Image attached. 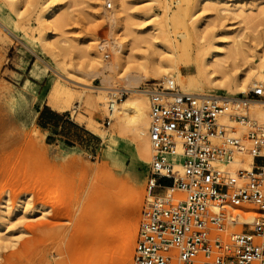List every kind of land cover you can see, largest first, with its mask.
Here are the masks:
<instances>
[{"label":"rangeland","instance_id":"rangeland-1","mask_svg":"<svg viewBox=\"0 0 264 264\" xmlns=\"http://www.w3.org/2000/svg\"><path fill=\"white\" fill-rule=\"evenodd\" d=\"M7 1L19 5L22 17H13L10 30L0 24V264H134L138 229L149 199L152 151L149 164L138 161L130 123L132 132L126 128L118 145L99 137L93 151L47 145L36 126L37 113L43 107L52 109L50 95L58 81L78 94L64 114L77 123L82 118L85 127L93 120L103 134L111 133L115 122L108 107L131 95L126 87L145 91L164 82L138 76L120 83V75L137 71L153 58L174 55H187L194 65L202 48L210 51L213 44H221L226 57V48L232 51L238 43L244 53L236 57L238 68L231 72L247 74L264 57V0H219L201 8L192 0H121L122 14L116 12L120 0ZM51 7H56L61 24L53 33L57 58L44 41L43 19ZM182 75L189 79L198 74L193 69ZM175 84L183 93L194 91ZM88 85H109L108 91L116 92L107 96L105 110L86 102L85 95H102ZM252 91L246 88L236 97L243 99ZM81 92L85 95L79 96ZM252 101H264V95ZM236 112L229 115L228 125L244 136L246 126L233 123L240 113ZM244 158L239 154L236 160ZM140 187L145 189L141 196ZM52 197L59 206L49 212ZM112 210L119 213L109 219ZM132 210L134 223L129 226ZM134 229L137 234L128 245L131 257L126 259L122 243Z\"/></svg>","mask_w":264,"mask_h":264},{"label":"built area","instance_id":"built-area-1","mask_svg":"<svg viewBox=\"0 0 264 264\" xmlns=\"http://www.w3.org/2000/svg\"><path fill=\"white\" fill-rule=\"evenodd\" d=\"M142 92L152 161L134 264H264V126L236 114L233 122L247 128L238 135L221 122L224 103L183 93L172 81ZM263 95L257 86L239 99L246 104ZM245 151L253 158L250 171L219 168Z\"/></svg>","mask_w":264,"mask_h":264},{"label":"bare ground","instance_id":"bare-ground-1","mask_svg":"<svg viewBox=\"0 0 264 264\" xmlns=\"http://www.w3.org/2000/svg\"><path fill=\"white\" fill-rule=\"evenodd\" d=\"M192 1L197 8L220 3L219 0ZM124 10L125 8L123 2L121 0L118 1L116 12L118 14H122ZM56 15V7H51L45 13V19H43V22H45V46L48 47L50 51H53L52 56L54 58L59 57V53L56 52L55 43L53 44V33L55 31V28L57 29L61 25L56 20ZM5 16H7V19L4 18ZM14 16L16 18L22 17L19 5L13 1L0 0V24H2V26H4V28H6L7 30H10L12 22L14 21ZM232 32L233 31H224L225 34H230ZM103 36L106 37L105 32H103ZM200 39L202 40L204 39V37L201 35ZM237 44L238 43H236L235 45L233 44L234 46L232 51L231 48L227 49L228 47L226 46V50H228L226 52H230L229 55L231 54V56L228 58V53H226V57L225 53H222L223 49H221V44H213L210 51H205L204 47L202 48L199 53V61L194 63V65L191 64V59L187 55H174L169 59L153 58L149 63L138 66L137 71L134 70L135 72H132V69L131 72L129 71L124 75H120L117 80L120 83L123 81L129 82L131 81L132 77L142 76L146 78V81L148 79L149 81H160L162 79L165 84H168L172 81L168 79V77H170L171 79H173V83H175L176 81L178 85L184 87L185 89L194 88V91L188 90L187 94H191L201 98L213 99L218 102L224 103L226 113L225 116L221 119V122L223 124L228 125L230 123L229 115L232 113V111H237L238 113L240 112L242 115L244 114V116L250 118V121L253 120L257 122L260 127H262L264 126V101H253L246 102V104H241L242 102L238 97H236V95L238 94V92H245L246 88H257V86H255L256 82L261 84V86L259 87H263L262 89L264 90V57H261L259 63L256 66L251 67L248 70L247 74L242 75L241 73L240 75H237L234 72H231V70L232 68H238V63L235 62L236 57L240 56V52L244 53L241 48L239 49V46H237ZM245 59L246 56H244V61ZM193 69L196 70L198 75L189 79H185V77H183L182 75V71L184 70L186 72H191ZM107 84H109V79ZM88 87L90 88L89 90H100L99 92L102 95H98L96 98H91L88 95H85V92H81V95L79 94V96L85 95L87 97L86 102L90 103V105H92L96 109L101 108V110H103L104 108L105 110L107 96L116 94V92L112 93L108 91L111 89L109 85L101 88H96L89 85ZM136 88V86L132 88L126 87L125 90L129 91L131 95L128 96L126 100L121 101V103H114L112 101L114 103L113 111L109 112V116L113 118V122H115V127L113 126L115 129L113 128V132H107L103 134L100 129L101 127H99L93 120L87 122L86 128L95 136L99 137L105 142L108 141L112 145H118L119 137L123 138L125 132L127 131L126 128L128 130L131 129L130 125L132 124L133 132H135V134L132 133V139H134L135 135L136 140L134 139L133 142L137 141L136 150L138 153V161L140 163L149 164L152 151L147 134L149 126V101H147V99L143 97L147 95H144L145 93L143 94L142 91L136 90ZM221 92L226 93L224 95H221ZM76 95L78 94H76L71 88L57 81L56 84H54L53 90L50 95V104L52 106V109L60 113H64L70 110L73 106V100L75 99ZM111 100L112 99H110V101ZM83 121L84 120H82V118H78V122L80 124H82ZM129 139L131 138L129 137ZM242 154H244L245 156L243 160H235L231 165H229L231 169L233 168V171L229 168L232 173H235L236 169H243L246 171H250L252 169V156H250L246 152H243ZM239 166H242V168H237ZM219 168L226 169L227 167L219 165ZM144 192L145 189L143 187H140L137 194L141 196ZM128 195H130V193H128ZM128 195L127 197L129 198L130 196ZM57 206H59V204L57 203V199L55 197H52L48 202L46 210L49 212H54L57 210ZM118 213V211L112 210V213L109 214L108 218H114L115 216H118ZM129 218L130 219L128 224L130 226V224L134 223L133 210ZM238 220L242 223L250 222L251 218L248 215L244 217L242 214H239ZM136 234V229H134V232L129 231V233L126 235L127 239H125V241L122 243L121 250L124 251L122 252V254H126V259H130L131 257V254L128 250V245L130 244L131 239L135 237Z\"/></svg>","mask_w":264,"mask_h":264},{"label":"crops","instance_id":"crops-1","mask_svg":"<svg viewBox=\"0 0 264 264\" xmlns=\"http://www.w3.org/2000/svg\"><path fill=\"white\" fill-rule=\"evenodd\" d=\"M37 114L36 126L47 145L96 150V141L99 138L66 114L48 107L41 108Z\"/></svg>","mask_w":264,"mask_h":264}]
</instances>
